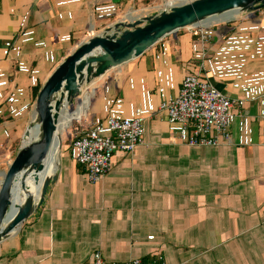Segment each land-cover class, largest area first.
Returning <instances> with one entry per match:
<instances>
[{"label": "crops", "instance_id": "0c3cea01", "mask_svg": "<svg viewBox=\"0 0 264 264\" xmlns=\"http://www.w3.org/2000/svg\"><path fill=\"white\" fill-rule=\"evenodd\" d=\"M151 9L145 0H0V173L6 147L35 113V90L59 63L126 14ZM230 17L167 35L110 70L99 93L85 90L78 120L88 117L89 126L141 108L144 143L132 154L117 151L97 183L71 145L61 159L54 153L47 175L57 178L0 243V264H89L96 251L107 262L264 264V8ZM201 63L212 83L242 100L231 142L216 147L189 145V132L158 108Z\"/></svg>", "mask_w": 264, "mask_h": 264}, {"label": "water", "instance_id": "95a60500", "mask_svg": "<svg viewBox=\"0 0 264 264\" xmlns=\"http://www.w3.org/2000/svg\"><path fill=\"white\" fill-rule=\"evenodd\" d=\"M264 8V0H186L160 12L142 17L127 15L79 42L53 70L38 92L35 113L40 122L42 141L23 144L8 168L0 173V243L36 211L44 201L50 183L57 178L55 172L43 180L38 198L27 193L25 200L15 197V183L21 176V186L26 188V177L45 170V158L57 143L61 150L58 123L62 101L73 104L84 83L104 76L113 68L141 56L160 40L178 30L202 26L210 19L229 12L257 11ZM30 125L25 134L28 133ZM15 213L8 221L9 211ZM6 224V225H5Z\"/></svg>", "mask_w": 264, "mask_h": 264}, {"label": "built area", "instance_id": "2783aa9c", "mask_svg": "<svg viewBox=\"0 0 264 264\" xmlns=\"http://www.w3.org/2000/svg\"><path fill=\"white\" fill-rule=\"evenodd\" d=\"M188 28L197 29L193 26ZM199 37L205 47L208 36L202 31ZM202 52L204 57L206 49L203 48ZM204 69L205 65L201 63L196 70L185 73L178 95L163 100L158 108L166 112L170 123H179L182 131L189 132V145L216 147L231 142V126L239 115L242 100L219 89L210 81ZM145 120L141 108L136 109L133 117L109 115L104 121L93 122L89 126H85V119L79 120L71 131L70 145L75 151L76 162L85 169L89 182L97 183L105 177L117 151L132 154L144 143ZM152 237L149 236V239ZM89 264L168 263L162 259L145 262L141 258L107 262L102 253L96 251Z\"/></svg>", "mask_w": 264, "mask_h": 264}, {"label": "bare ground", "instance_id": "6f19581e", "mask_svg": "<svg viewBox=\"0 0 264 264\" xmlns=\"http://www.w3.org/2000/svg\"><path fill=\"white\" fill-rule=\"evenodd\" d=\"M185 1L186 0H166V1L163 0L162 4L159 3L154 7L157 8V7L161 6V7L167 8L169 6H174L180 2H185ZM238 13L239 12H229V13L224 14L222 16H217L216 18H213V19H210V20L204 22L202 25H206V23L219 22L222 18L229 17V16H231L233 18V17L238 16ZM127 15L133 16V14H131V13L126 14V16ZM193 27H196V26H193ZM92 85H94V84L91 83V86ZM64 99L65 100L62 101L61 116H60L59 123H58V132L61 135V141H62V134H63L62 131H64L65 128H67L69 126V122L72 121L73 119H79L84 112V109L82 107H79L78 109L74 110L72 113L68 114L67 113V107L70 106L69 105L70 103H68V101H66V97H64ZM62 122L64 124L61 126L60 123H62ZM40 140L42 141V132L40 129V122H39V118H38L37 114L34 113L32 116L31 122H30V129L28 131V136H27V139H26L24 144H28L32 141H38L39 142ZM59 150L60 149L57 146V143L50 149V151L47 154V157L45 158V161H44L45 170L42 172H39V174H38L39 175V181L35 180L34 174H29L26 177V188L23 189V187L21 186V176H19V178L17 179V181L15 183V189H16L15 197H17L18 195L21 194V197H22L21 200H25V198L27 197V193H31L33 195V197H35V198L39 197L41 187L43 184V180L46 176H49V175H47L48 160L50 157H52L54 155V153L59 152ZM11 217H13V215L8 216L7 223L10 222Z\"/></svg>", "mask_w": 264, "mask_h": 264}, {"label": "rangeland", "instance_id": "374dc122", "mask_svg": "<svg viewBox=\"0 0 264 264\" xmlns=\"http://www.w3.org/2000/svg\"><path fill=\"white\" fill-rule=\"evenodd\" d=\"M162 1L163 0H145V5L146 6H150V5H152V7H153V9H151V11H149V13H158L160 10H161V6H159V7H157V8H154V6H156L157 4H159V3H162ZM161 7V8H160ZM160 8V9H159ZM246 12H249V11H246ZM155 13V14H156ZM114 69H116V68H113V70ZM112 70V69H111ZM113 72V71H112ZM109 72H107L105 75H107ZM101 76V77H99V78H95L94 80H92L91 82H88V83H84L83 84V86H82V90H81V93H80V95H79V99L80 98H82V96H83V93H84V91L86 90H90L91 89V83H93L94 85V87H96V94L97 93H99V90H100V87H102L101 85H103V84H101L102 82L104 83V81L107 79L106 78V76ZM92 86V87H93ZM95 97H96V95H95ZM79 99H75L74 100V102H73V104H69L70 106L69 107H71V109H70V111L71 112H68V114H70V113H72L74 110H76V109H78L79 107H82L84 110H85V105L83 104H81V103H79L78 104V102H79ZM75 108V109H74ZM74 109V110H73ZM86 118H88V117H86ZM86 118H83V120L84 119H86ZM64 123L62 122V123H60V125L62 126ZM79 124V120L78 119H73L72 121H70L69 122V126L67 127V128H65V130L64 131H62V132H65L64 133V135H63V146H62V148H61V150H60V154H59V159H61V155H62V153H64V152H67V148H68V146L70 147V141H71V138H70V136H71V131H72V129L74 128V126H76V125H78ZM30 125V122H29V124H28V126ZM27 126V127H28ZM27 129V128H26ZM26 129H25V131H26ZM25 131L23 132V134H22V136L21 137H19V138H17L15 141H14V143H13V145H11L10 147H6V155H5V157L6 158H4V159H6V168L4 169V170H1V171H5L8 167V164L12 161V159H14V157L16 156V154H17V152H18V150H19V148L21 147V145L23 144V135H24V133H25ZM10 157V158H9Z\"/></svg>", "mask_w": 264, "mask_h": 264}, {"label": "trees", "instance_id": "16d2710c", "mask_svg": "<svg viewBox=\"0 0 264 264\" xmlns=\"http://www.w3.org/2000/svg\"><path fill=\"white\" fill-rule=\"evenodd\" d=\"M39 90H40L39 87L35 90V94H36V96L38 95Z\"/></svg>", "mask_w": 264, "mask_h": 264}]
</instances>
